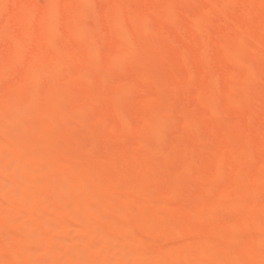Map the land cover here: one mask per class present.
<instances>
[{
	"label": "rangeland",
	"instance_id": "1",
	"mask_svg": "<svg viewBox=\"0 0 264 264\" xmlns=\"http://www.w3.org/2000/svg\"><path fill=\"white\" fill-rule=\"evenodd\" d=\"M0 165V264H264V0H0Z\"/></svg>",
	"mask_w": 264,
	"mask_h": 264
},
{
	"label": "bare ground",
	"instance_id": "2",
	"mask_svg": "<svg viewBox=\"0 0 264 264\" xmlns=\"http://www.w3.org/2000/svg\"><path fill=\"white\" fill-rule=\"evenodd\" d=\"M236 24H237V23H236ZM240 29H241V28H240ZM236 40L238 41V39H236ZM237 43H238V42H237ZM210 142H211V141H210ZM210 142H209V143H210ZM209 146H210V145H209ZM31 162H32V161H31ZM29 163H30V162H29ZM32 163H33V162H32ZM33 164H34V163H33ZM0 166H1V165H0ZM35 166H36V165H35ZM29 167H30V166H29ZM29 167H28V168H29ZM0 168H1V170L3 169L2 166H1ZM26 168H27V167H25V170L28 169V168H27V169H26ZM31 168H32V167H31ZM31 168L28 169V170H31ZM21 169H22V168H21ZM33 169H34V168H33ZM232 169H233V168H232ZM238 169H239V168H238ZM23 170H24V168H23ZM28 170H27V171H28ZM232 172H233V171H232ZM32 173H34V172H32ZM219 173H220V172H219ZM214 176H215V174H214ZM217 176H218V175L216 174V177H217ZM230 176H231V175H230ZM237 176H238V175H237ZM218 177H219V176H218ZM235 178H236V177H235ZM235 178H234V179H235ZM216 179H217V178H216ZM218 181H219V180H218ZM205 182H206V181H205ZM214 182H216V180L214 181V179H213V182H209V184H210V183H213V184H211V185H214ZM63 183H64V181H63ZM63 183H62V184H63ZM204 184H207V186H208V183H204ZM63 185H64V184H63ZM171 185H172V184H171ZM1 186H2V185H1ZM44 186H45V185H44ZM60 186L62 187V185H60ZM60 186H59V187H60ZM65 186H66V185H65ZM45 187H46V186H45ZM45 187H43L44 189L42 188V189H43L42 191H44L46 188H48V187H46V188H45ZM172 187H173V189H174V185H173ZM172 187H171V188H172ZM2 188H3V187H2ZM64 188H65V187H63L62 189H64ZM175 188H176V187H175ZM0 189H1V188H0ZM48 189H49V188H48ZM48 189H47L46 191H48ZM59 189H60V188H59ZM60 191H61V190H60ZM39 192H40V191H39ZM44 192H45V191H44ZM44 192H43V193H44ZM30 193H31V192H30ZM30 193L28 194V195L30 196V198H29V196H27V197H28L29 199H32V197L34 198V196H31L32 194H30ZM24 195L26 196L27 194L25 193ZM34 195H35V194H34ZM239 195H240V194H239ZM25 196H23V197H25ZM27 197H26V198H27ZM26 198H25V199H26ZM28 198H27V199H28ZM38 198H39L38 200H41V198H40L39 195H38ZM239 198H240V197H239ZM239 198H238V199H239ZM27 199H26V200H27ZM35 199H37V196H36ZM238 199H237V200H238ZM233 200H234V198H233ZM233 200H232V201H233ZM235 200H236V199H235ZM22 201H24V198H23ZM27 201H28V200H27ZM208 201H209V200H208ZM232 201H231V202H232ZM2 202H3V201H2ZM20 202H21V200H20ZM25 202H26V201H25ZM239 202H240V200H239ZM22 203H24V202H22ZM233 203H235V202H233ZM236 203H237V202H236ZM3 204H4V203H2V205H3ZM56 204H58V202H57ZM60 204H61V203L59 202V206H58V207H60ZM72 204H73V203H72ZM2 205H1V206H2ZM73 205H74V207L76 206L75 203H74ZM1 206H0V207H1ZM70 206H71V208H72V205H70ZM77 206H78V205H77ZM77 206L75 207V210L77 209ZM215 206H216V205H215ZM58 207H57V208H58ZM74 207H73V208H74ZM213 207H214V206H213ZM9 208H10V207H9ZM61 208H62V206H61ZM71 208H70V209H71ZM0 209L4 210L3 207H1ZM10 209H11V208H10ZM15 209H16V207L13 208L14 211H16ZM20 209H21V213H20V214L23 215V214H22V213H23V212H22V209H23V208H20ZM20 209H19V211H20ZM53 209H56V208H53ZM209 209H210V207H209L208 209H206V210H209ZM5 210H6V208H5ZM17 210H18V209H17ZM58 210H59V209H58ZM58 210H57V211H58ZM60 210H62V209H60ZM60 210H59V211H60ZM6 211H9L8 208H7ZM6 211H5V212H6ZM10 211H11V216H13V215H18V214H16V212L14 213V211H12V209H11ZM23 211H24V210H23ZM54 211H56V210H54ZM72 211H74V209H73ZM113 211H114V210H113ZM172 211H173V210H172ZM12 212H13L14 214H13ZM116 212H117V211H116ZM194 212H195V211H194ZM194 212H193V213H194ZM207 212H210V211H207ZM0 213H2V212H0ZM6 213H8V212H6ZM24 213H25V212H24ZM52 213H53V212H52ZM114 213H115V212H114ZM202 213H205V212H202ZM202 213H201V214H202ZM9 214H10V212H9ZM9 214H8V216H9ZM119 214H122V212L119 213ZM169 214L171 215V213H169ZM197 214H200V213H197ZM0 215L3 216L4 214L2 213V214H0ZM21 215H20V217H21ZM36 215H37V214H36ZM55 215H56V214L54 213V216H55ZM114 215H115V217L117 218L118 213H117V215H116V214H114ZM114 215H113V217H114ZM4 216L6 217L7 215L5 214ZM8 216H7V217H8ZM11 216H10V217H11ZM57 216L59 217L58 214H57ZM57 216H55V217H57ZM120 216H121V215H120ZM120 216H119V218H120ZM190 216H191V215H190ZM261 216H262V215H261ZM10 217H9V218H10ZM23 217H24V216H23ZM23 217H21V218H23ZM52 217H53V216H52ZM52 217H51V218H52ZM113 217H112V218H113ZM49 218H50V217H49ZM10 219H11V218H10ZM52 219H54V217H53ZM188 219H189V218H188ZM229 219H230V218H229ZM236 219H237V218H236ZM250 219H251V218H250ZM254 219H255V218H254ZM256 219H258V218H256ZM262 219H264V218H262ZM116 220H117V219H116ZM227 220H228V219H227ZM230 220H231V219H230ZM9 221H10V220H9ZM101 221H102V220H101ZM108 221H109V220H108ZM110 221H111V220H110ZM114 221H115V220H114ZM117 221H118V220H117ZM235 221H236V223H237V220H235ZM244 221H245V219H244ZM246 221H247V220H246ZM250 221H251V220H250ZM261 221H264V220H261ZM13 222H14V221H13ZM13 222L10 221V224H11V223L13 224ZM230 222H231V221H230ZM232 222H233V221H232ZM166 223H167V222H166ZM234 223H235V222H234ZM251 223H252V222H251ZM251 223H250V224H251ZM253 223H254V222H253ZM256 223H257V222H256ZM260 223H261V222H260ZM108 224H109V222H108ZM110 224H111V223H110ZM143 224H144V223H143ZM254 224H255V223H254ZM258 224H259V222H258ZM261 224H262V223H261ZM20 225H22V224H20ZM23 225H24V224H23ZM165 225H167V224H165ZM247 225H248V224H247ZM251 225H252V224H251ZM14 226H15V225H14ZM104 226H105V225H104ZM233 226H234V225H233ZM259 226H260V225H259ZM259 226H258V227H259ZM12 227H13V226H12ZM22 227H23V226H22ZM108 227H109V226H108ZM108 227H107V228H108ZM141 227H142V229H140V231L143 232V230H144V231L147 233V230H145V228H143V225H142ZM224 227H225V226H224ZM254 227H255V225H254ZM254 227H253V228H254ZM14 228H16V227H14ZM105 228H106V226H105ZM64 229H65V228H64ZM226 229H227V228H226ZM226 229H225V230H226ZM228 229H230V228H228ZM231 229H232V226H231ZM255 229H256V228H255ZM64 231L66 232V230H64ZM64 231H63V232H64ZM148 231H149V230H148ZM229 231L231 232V230H229ZM221 232H222V230H221ZM224 232H225V231H224ZM224 232H223L222 234H224ZM0 233H1V235H2V231H1ZM8 233L10 234V232H8ZM8 233H5V234L8 235ZM140 233H141V232H140ZM148 233H149V232H148ZM216 233H217V232H216ZM228 233H229V232H228ZM231 233L234 234L233 232H231ZM217 234H220V232L217 233ZM232 234H231V235H232ZM1 235H0V236H1ZM3 235H4V233H3ZM3 235H2V236H3ZM6 235H4V236L6 237V240H7V239H8V238H7L8 236H6ZM10 235H11V234H10ZM210 235H211V234H210ZM227 235H228V236H227ZM225 236L231 238L230 233L227 234V231H226V233H225ZM5 237H3V238L0 237V239L4 240ZM9 237H10V236H9ZM209 237H210V236H209ZM235 238H236V237H235ZM225 239H226V238H225ZM6 240H5V241H6ZM185 240L187 241V239H185ZM189 241H190V240H189ZM183 242H184V245H183L184 248H183V249H184V252H185V247H187L188 244L185 245L186 242H185V241H183ZM211 242H212V241H211ZM187 243H189V242L187 241ZM214 243H215V242H214ZM214 243H213V244H214ZM213 244H212V243H211V244L209 243V246H210V245H213ZM214 245H215V244H214ZM190 247H191V246H190V243H189L188 249H190ZM91 248H93V247H91ZM181 248H182V247H181ZM209 248H210V247H209ZM211 248L213 249V247H211ZM212 249H209V250L211 251ZM54 250H55V249H54ZM54 250H53V251H54ZM57 250H58V249H57ZM89 250H90V249H89ZM92 250H93V249H91V251H92ZM94 250H95V248H94ZM186 250H187V249H186ZM46 251H47V250H46ZM58 251H59V250H58ZM72 251H73V250H72ZM143 251H144V250H143ZM143 251L140 253V255H141V254L143 255V253H145V252H143ZM182 251H183V250L181 249V252H182ZM189 251H190V250H189ZM210 251H207V253L205 254V255H206V256H205V257H206L205 260H206V259L208 258V256L210 255V253H209ZM47 252H48V251H47ZM184 252H183L182 254H184ZM51 253H52V252H51ZM51 253H48V255L51 254ZM57 253H58V252H57ZM247 253H248V252H247ZM250 253H251V252H250ZM253 253H254V252H252V254H251L252 256H253ZM64 254H66V253H64ZM70 254H71V253H70ZM72 254H73V252H72ZM182 254H181V255H182ZM186 254H188V250L185 252V257H187ZM207 254H208V255H207ZM48 255H47V256H48ZM54 255H55V254H54ZM58 255H60V254L58 253ZM58 255H56V256H58ZM67 255H68V253H67ZM142 255H141V256H142ZM144 255H145V254H144ZM146 255H148V254H146ZM153 255H155V254H153ZM157 255H158V254H157ZM181 255H180V257H181ZM225 255L227 256V254H225ZM225 255H224V258H225ZM44 256H45V254H44ZM47 256H46V257H47ZM50 256H51V255H50ZM183 256H184V255H183ZM231 256H232V255H230V257H231ZM249 256H250V255H249ZM51 257H53V256H51ZM61 257H62V255H61ZM152 257H153V256H152ZM158 257L160 258V257H162V255H161V256H158ZM227 257H228V256H227ZM28 258H29V257H28ZM28 258H27V259H28ZM58 258H59V257H58ZM178 258H179V257H178ZM178 258H177V260H178ZM250 258H251V256H250ZM15 259H16V258H15ZM19 259H21V257H20ZM47 259L50 260L49 257H48ZM47 259H46V260H47ZM162 259H163V258H162ZM181 259H183V258H181ZM228 259H230V258H228ZM245 259H246V258H245ZM252 259H253V258H252ZM254 259H255V258H254ZM51 260H52V258H51ZM51 260H50V261H51ZM57 260H58V259H56V262H57ZM157 260H159V259L157 258ZM230 260H232V259H230ZM233 260H234V259H233ZM247 260H250V259H247ZM18 261H19V260H17V263H16V264H18ZM21 261H22V260H20V262H21ZM26 261H27V260H26ZM53 261H54V260H53ZM53 261L51 262V264H54ZM59 261H60V262H59V264H60V263H61V260L59 259ZM178 261H179V260H178ZM185 261H187V260H185ZM185 261H182V262H184V264H185V263H187V262H185ZM250 261H251V260H250ZM20 262H19V263H20ZM44 262H45V261H44ZM3 263H4V262H3ZM6 263H8V262H6ZM49 263H50V262H49ZM49 263H48V264H49ZM262 263H264V261H263ZM8 264H9V263H8ZM10 264H11V263H10ZM14 264H15V263H14ZM20 264H22V262H21ZM26 264H27V263H26ZM68 264H70V263H68ZM71 264H73V263H71ZM182 264H183V263H182Z\"/></svg>",
	"mask_w": 264,
	"mask_h": 264
}]
</instances>
